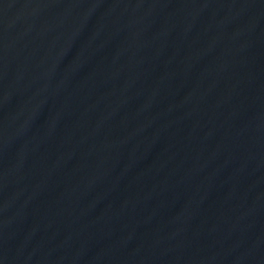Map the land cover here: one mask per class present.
Returning a JSON list of instances; mask_svg holds the SVG:
<instances>
[{
    "label": "water",
    "instance_id": "obj_1",
    "mask_svg": "<svg viewBox=\"0 0 264 264\" xmlns=\"http://www.w3.org/2000/svg\"><path fill=\"white\" fill-rule=\"evenodd\" d=\"M0 264H264V0H0Z\"/></svg>",
    "mask_w": 264,
    "mask_h": 264
}]
</instances>
